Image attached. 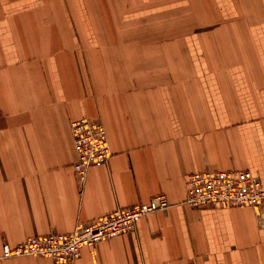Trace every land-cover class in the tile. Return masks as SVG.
I'll return each mask as SVG.
<instances>
[{
  "label": "crops",
  "instance_id": "0c3cea01",
  "mask_svg": "<svg viewBox=\"0 0 264 264\" xmlns=\"http://www.w3.org/2000/svg\"><path fill=\"white\" fill-rule=\"evenodd\" d=\"M84 117L112 156L81 186ZM207 170L264 187V0H0V249L163 195L170 209L73 264H264V215L184 205Z\"/></svg>",
  "mask_w": 264,
  "mask_h": 264
},
{
  "label": "built area",
  "instance_id": "2783aa9c",
  "mask_svg": "<svg viewBox=\"0 0 264 264\" xmlns=\"http://www.w3.org/2000/svg\"><path fill=\"white\" fill-rule=\"evenodd\" d=\"M77 161L73 169L83 186L88 172L95 165H107L112 156L107 130L94 118L84 117L71 124ZM184 205L193 208L207 206L219 208L250 207L260 217L264 215V187L261 180L250 171L207 170L189 176L186 180ZM172 204L161 195L146 204L100 216L89 223L79 224L70 234L35 236L17 244L3 242L0 260L21 257H41L56 264H73L85 248L135 232L138 222L156 212L170 209Z\"/></svg>",
  "mask_w": 264,
  "mask_h": 264
},
{
  "label": "rangeland",
  "instance_id": "374dc122",
  "mask_svg": "<svg viewBox=\"0 0 264 264\" xmlns=\"http://www.w3.org/2000/svg\"><path fill=\"white\" fill-rule=\"evenodd\" d=\"M164 3H162V5H163ZM183 22H184V19H182V18H177L176 19V25H183ZM188 22V21H187Z\"/></svg>",
  "mask_w": 264,
  "mask_h": 264
}]
</instances>
